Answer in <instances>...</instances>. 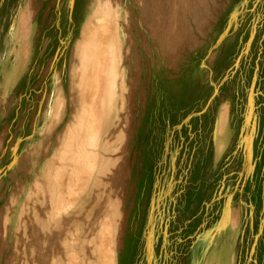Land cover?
I'll return each instance as SVG.
<instances>
[{
  "label": "rangeland",
  "instance_id": "rangeland-1",
  "mask_svg": "<svg viewBox=\"0 0 264 264\" xmlns=\"http://www.w3.org/2000/svg\"><path fill=\"white\" fill-rule=\"evenodd\" d=\"M204 238L264 264V0H0V264Z\"/></svg>",
  "mask_w": 264,
  "mask_h": 264
},
{
  "label": "crops",
  "instance_id": "crops-1",
  "mask_svg": "<svg viewBox=\"0 0 264 264\" xmlns=\"http://www.w3.org/2000/svg\"><path fill=\"white\" fill-rule=\"evenodd\" d=\"M231 224L234 226L235 220ZM207 241L208 238H204L197 242L196 251L201 254L195 264H232L233 256L227 245L218 249Z\"/></svg>",
  "mask_w": 264,
  "mask_h": 264
}]
</instances>
